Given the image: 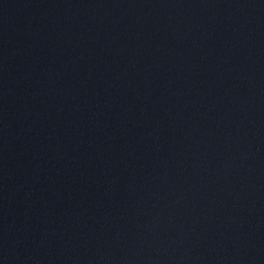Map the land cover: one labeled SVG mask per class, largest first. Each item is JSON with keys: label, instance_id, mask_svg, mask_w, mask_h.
Segmentation results:
<instances>
[{"label": "water", "instance_id": "1", "mask_svg": "<svg viewBox=\"0 0 264 264\" xmlns=\"http://www.w3.org/2000/svg\"><path fill=\"white\" fill-rule=\"evenodd\" d=\"M0 264H264V0H0Z\"/></svg>", "mask_w": 264, "mask_h": 264}]
</instances>
